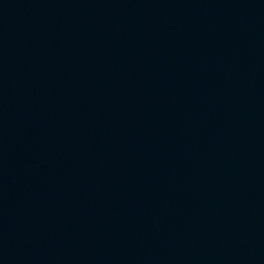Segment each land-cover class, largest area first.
Segmentation results:
<instances>
[{
	"label": "water",
	"instance_id": "95a60500",
	"mask_svg": "<svg viewBox=\"0 0 264 264\" xmlns=\"http://www.w3.org/2000/svg\"><path fill=\"white\" fill-rule=\"evenodd\" d=\"M0 264H264V0H0Z\"/></svg>",
	"mask_w": 264,
	"mask_h": 264
}]
</instances>
